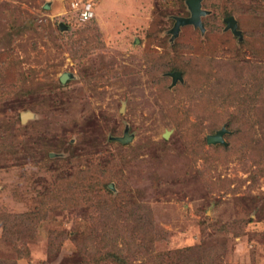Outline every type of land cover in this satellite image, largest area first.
Masks as SVG:
<instances>
[{
  "label": "rangeland",
  "instance_id": "rangeland-1",
  "mask_svg": "<svg viewBox=\"0 0 264 264\" xmlns=\"http://www.w3.org/2000/svg\"><path fill=\"white\" fill-rule=\"evenodd\" d=\"M181 4L0 0V264H264V0Z\"/></svg>",
  "mask_w": 264,
  "mask_h": 264
},
{
  "label": "water",
  "instance_id": "water-1",
  "mask_svg": "<svg viewBox=\"0 0 264 264\" xmlns=\"http://www.w3.org/2000/svg\"><path fill=\"white\" fill-rule=\"evenodd\" d=\"M188 7L191 11V14L187 17L185 16H177L175 25L172 29L174 34H177L180 27L182 25L186 24H193L197 27H200L201 29H204V24L202 22V16L207 14L208 11L206 9L202 8V0H187ZM227 26V29H231L235 35H238L240 38L242 37V32L238 28V22L234 16H229L225 19ZM63 27V24H61ZM173 76V83L175 84L178 78L182 79V74L179 71L171 73ZM68 78V74L64 73L61 75V81L65 82ZM30 112H23L22 113V121H26L28 117L30 116ZM226 127H222L220 130H218L216 133L208 135L207 140L210 144H217V143H225L224 140V133L226 132ZM168 132L165 134V136H168ZM118 140L122 142H127L130 139H132V136L128 134V132H125L123 136L117 137Z\"/></svg>",
  "mask_w": 264,
  "mask_h": 264
},
{
  "label": "trees",
  "instance_id": "trees-1",
  "mask_svg": "<svg viewBox=\"0 0 264 264\" xmlns=\"http://www.w3.org/2000/svg\"><path fill=\"white\" fill-rule=\"evenodd\" d=\"M182 1V4H181V9H180V12L178 13L177 16H189L191 14V11L188 7V4H187V0H181ZM234 15V12L233 11H228L225 15H224V23L226 24L225 22V19L226 17H229V16H233ZM208 18V17H207ZM205 18L206 20V23L208 22V19ZM240 24H241V21H240ZM190 25H193V24H186V25H182L183 27H187V26H190ZM239 25V24H238ZM241 27V26H240ZM231 30V29H230ZM231 32L233 33V31L231 30ZM77 42V41H76ZM181 67H179L178 65H174L172 67V71L173 70H179ZM63 82V81H62ZM100 186H99V189L97 191L101 192L102 191V186H104V184L102 182H99L98 183ZM106 188L109 190V194H111V196H116L117 194L112 191L107 185H105ZM96 188V187H95ZM97 189V188H96ZM19 216H24V215H19ZM75 240V238H74ZM107 255L111 256L112 258H114V260L116 262H118L119 264H132V261L130 260L131 259V256L130 255H126L124 253V249H120L118 248L117 245H114V247H112L111 249H107ZM109 258V257H107ZM104 260L107 261V259H103V260H100V261H96L94 262V264H101L103 262H105ZM82 264H88L87 261H83Z\"/></svg>",
  "mask_w": 264,
  "mask_h": 264
},
{
  "label": "built area",
  "instance_id": "built-area-1",
  "mask_svg": "<svg viewBox=\"0 0 264 264\" xmlns=\"http://www.w3.org/2000/svg\"><path fill=\"white\" fill-rule=\"evenodd\" d=\"M78 10H79L78 11L79 12V18L82 21H87L94 16L93 4L91 2L83 4L82 7L79 8Z\"/></svg>",
  "mask_w": 264,
  "mask_h": 264
}]
</instances>
